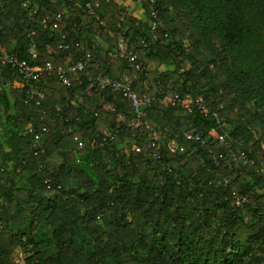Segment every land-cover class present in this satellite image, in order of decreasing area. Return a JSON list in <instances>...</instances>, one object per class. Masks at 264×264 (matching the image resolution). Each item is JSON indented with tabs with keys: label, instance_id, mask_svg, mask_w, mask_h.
I'll use <instances>...</instances> for the list:
<instances>
[{
	"label": "trees",
	"instance_id": "trees-1",
	"mask_svg": "<svg viewBox=\"0 0 264 264\" xmlns=\"http://www.w3.org/2000/svg\"><path fill=\"white\" fill-rule=\"evenodd\" d=\"M120 36L158 147L120 91L88 93L132 73ZM0 50L85 64L43 97L0 65V264H264V0H0Z\"/></svg>",
	"mask_w": 264,
	"mask_h": 264
},
{
	"label": "built area",
	"instance_id": "built-area-1",
	"mask_svg": "<svg viewBox=\"0 0 264 264\" xmlns=\"http://www.w3.org/2000/svg\"><path fill=\"white\" fill-rule=\"evenodd\" d=\"M153 2V0H150ZM23 6H26V3H22ZM81 7V6H80ZM151 9L153 6L151 4ZM36 12L35 8H32V12ZM90 13L93 12V9L90 8ZM59 20V16L57 17ZM48 17L46 16L42 23L44 26L47 24ZM119 25V24H118ZM58 23L57 21L53 23L52 29H57ZM125 33L124 30H122ZM29 53L32 55L33 58L37 57V49L35 44H31L29 49ZM118 55L122 58H125L128 62L129 68H131V74H124L120 79H110L108 77H100L99 79L91 80V84L89 86L88 93H92L91 89H104V88H111L113 90L120 91L122 95L130 101L132 106V110L134 112L132 126L139 127L141 131L147 132L148 138L151 141V145L158 147L159 146V139L160 136L158 132L153 128L146 120V112L144 110V105H150L151 98L147 95L139 96L134 88L135 79L137 78V74L143 72L144 68L137 62V56L130 50L129 44L126 42L123 36H120L118 39ZM68 61H72L68 58ZM13 65L16 66L19 72L23 75V77L29 83V91L33 94H37L39 97H43V92L39 91L37 86L32 83V80L38 79L43 73H47L48 75L52 74L53 70H56L59 79L62 81L63 84L69 85L70 84V74L77 73L80 70L85 68V64L82 61L77 63L70 62V65L66 67H55L52 63H46L45 65H31L25 59H20L17 55L9 53L7 51L0 50V65ZM88 74V71H86ZM28 92V93H30ZM196 103L200 108L205 109L202 104V98L198 96L195 99L188 98L187 100L182 99L178 95H176L172 101V104L180 105L185 109H191L193 104ZM43 131H46V127L42 128ZM34 133V141H37L40 138V133L34 129L30 130ZM187 138H192L190 134H187ZM220 141H224V137H220ZM35 143V142H34ZM180 146L174 141L169 142V149L171 152H175ZM181 149V147H180ZM0 170L2 167L0 165ZM240 200V198H238Z\"/></svg>",
	"mask_w": 264,
	"mask_h": 264
},
{
	"label": "rangeland",
	"instance_id": "rangeland-1",
	"mask_svg": "<svg viewBox=\"0 0 264 264\" xmlns=\"http://www.w3.org/2000/svg\"><path fill=\"white\" fill-rule=\"evenodd\" d=\"M214 44H215L216 47L219 46L217 42L214 43ZM1 122H2V116H1V114H0V123H1ZM134 143H135V142H134ZM135 144H137V143H135ZM5 158H6V156H5ZM14 257H15V259H16L17 262H21V256H20L18 253H15V254H14Z\"/></svg>",
	"mask_w": 264,
	"mask_h": 264
},
{
	"label": "crops",
	"instance_id": "crops-1",
	"mask_svg": "<svg viewBox=\"0 0 264 264\" xmlns=\"http://www.w3.org/2000/svg\"><path fill=\"white\" fill-rule=\"evenodd\" d=\"M3 128H5L2 124V122L0 123V130L3 131Z\"/></svg>",
	"mask_w": 264,
	"mask_h": 264
}]
</instances>
